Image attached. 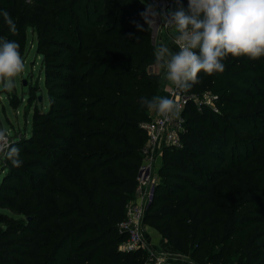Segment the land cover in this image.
<instances>
[{
    "label": "trees",
    "instance_id": "obj_1",
    "mask_svg": "<svg viewBox=\"0 0 264 264\" xmlns=\"http://www.w3.org/2000/svg\"><path fill=\"white\" fill-rule=\"evenodd\" d=\"M0 9L17 25L10 33L0 18V35L18 41L23 60L27 36L35 38L49 101L42 110V89L29 87L30 133L10 136L0 159V210L9 213L0 212V264H140L143 248L118 249L125 239L118 224L138 183L142 125L153 117L140 97L160 95L164 80L151 69L152 29L133 23L143 24L144 5L0 0ZM237 60L223 72L197 73L188 90L227 105L220 112L186 105L180 143L163 146L143 215L196 262L264 264V135L250 136L264 119L227 107L246 98L264 103V56Z\"/></svg>",
    "mask_w": 264,
    "mask_h": 264
},
{
    "label": "clouds",
    "instance_id": "obj_2",
    "mask_svg": "<svg viewBox=\"0 0 264 264\" xmlns=\"http://www.w3.org/2000/svg\"><path fill=\"white\" fill-rule=\"evenodd\" d=\"M140 3L143 24L133 21L135 28L162 27L167 33L155 46L154 59L173 91L188 89L198 72H223V60L229 55L264 56V0H187L186 7L176 0L173 7L161 11L149 0ZM0 18L10 33H16V22L6 9H0ZM24 68L18 41L0 35V89L11 90ZM140 101L166 117L180 110L171 96H141ZM21 162L12 160L17 166Z\"/></svg>",
    "mask_w": 264,
    "mask_h": 264
},
{
    "label": "rangeland",
    "instance_id": "obj_3",
    "mask_svg": "<svg viewBox=\"0 0 264 264\" xmlns=\"http://www.w3.org/2000/svg\"><path fill=\"white\" fill-rule=\"evenodd\" d=\"M160 33L167 35V33L165 32H160ZM160 33L156 34V39L160 36ZM29 36H27V43L25 47L24 70L16 77V83L11 90L0 89V132L1 133L3 132V134L8 135V137L23 131H25L26 134L30 133L31 115L33 110L32 108L26 110L27 93L31 90L29 89V87L33 88L36 86L35 84L38 83L42 90L41 93H37L36 96L38 98L40 95L43 97V100L39 102V106H42V110H46L49 105V101L43 86L41 59L40 57L36 56L35 53L36 41L35 38L31 39ZM153 36L155 37V35ZM155 41L156 40H154V42ZM242 56L243 55H241V57ZM238 57L239 56H231V55L225 57L223 60L225 64V68L227 67L232 68L231 63L237 62ZM151 69L153 70L157 69V71L161 70L157 66H154ZM235 70H237V68H235ZM205 81H207V78H204L202 80V82ZM164 84L165 82L163 80L162 86H165ZM169 87H170L169 85L168 87L165 86V90H167ZM7 93H13L15 95L14 103L16 104L11 105L9 103ZM192 93L197 99L196 103L193 106L195 108H199L200 105H202L200 104V102L204 101L202 94L206 92L193 89ZM253 95L255 94L251 93L252 97H254ZM204 105L211 107L214 110L220 112V108H223L227 104H222L221 106L218 107V105H216L214 101L213 102L207 101L206 104ZM229 106L235 107L231 109V112L233 113L249 112L256 114L257 117L261 119H264V103L258 104L257 101H250L249 98H246L245 100L241 102H237L236 104H228L227 107ZM259 110L260 112H257ZM150 115L154 116L155 112L150 111ZM251 124H253V120L251 121ZM260 128H261L260 130L253 129L250 133V136L258 137L260 140H262V137L264 135L263 123L260 124ZM1 156L2 154L0 153V159ZM141 156H142V162H141L142 165L144 162V155L142 154V152H141ZM160 164H161V159L159 157L152 164L151 174L154 178V182L159 178L157 174V168L159 167ZM3 168L4 167L2 166V160H0V184L2 182L3 176L5 175ZM135 206L145 207V202L141 201L140 196L136 192H134L133 199L129 202L128 207L132 208ZM0 212L4 214H9L6 210H0ZM140 232L142 237V248L145 250V255L140 264H150L149 259L151 255L163 257L166 263H171V264H211L206 261L196 262L192 260L188 255H185L182 252L176 250L174 247L169 246L167 242L161 238L158 231L155 228L148 225L146 222H144L143 219L142 222L140 223Z\"/></svg>",
    "mask_w": 264,
    "mask_h": 264
},
{
    "label": "built area",
    "instance_id": "obj_4",
    "mask_svg": "<svg viewBox=\"0 0 264 264\" xmlns=\"http://www.w3.org/2000/svg\"><path fill=\"white\" fill-rule=\"evenodd\" d=\"M174 0H149L157 11L170 8ZM160 23L157 18V24ZM166 31L162 27L152 29V38L156 40V34ZM155 35V37L153 36ZM166 96H171L176 103L180 105V110L175 116H163L155 113L153 118L144 123L142 128L145 130L147 137L142 154L144 155V162L139 168L137 177L136 193L140 196L141 201L145 202V207L135 206L127 207L126 218L119 222L118 231L125 235V239L120 243V251H134L142 248V237L140 232V223L142 222L146 206L150 202L153 188L154 178L151 174L152 164L156 159L161 157L162 148L164 145L178 146L180 143L179 135L184 131L183 127V111L188 103L195 104L197 99L188 89L180 91H173L169 87L166 91ZM204 105L206 102H213L215 97L210 93H203ZM201 106V105H200ZM9 137L6 134L0 135V153L3 154L8 146ZM150 264H166L163 257L151 255L149 259Z\"/></svg>",
    "mask_w": 264,
    "mask_h": 264
},
{
    "label": "crops",
    "instance_id": "obj_5",
    "mask_svg": "<svg viewBox=\"0 0 264 264\" xmlns=\"http://www.w3.org/2000/svg\"><path fill=\"white\" fill-rule=\"evenodd\" d=\"M167 38V35L166 34H163V33H160V36L156 39V41H155V43H156V45L159 43V42H161V40H164V39H166ZM172 47H175L174 45H172ZM158 67V66H157ZM155 70H157V69H155ZM164 82H165V86L166 87H168V85H169V83L164 79ZM165 86H162V88H161V91H160V95H166V91L167 90H165Z\"/></svg>",
    "mask_w": 264,
    "mask_h": 264
},
{
    "label": "water",
    "instance_id": "obj_6",
    "mask_svg": "<svg viewBox=\"0 0 264 264\" xmlns=\"http://www.w3.org/2000/svg\"><path fill=\"white\" fill-rule=\"evenodd\" d=\"M39 100H41V97L39 96Z\"/></svg>",
    "mask_w": 264,
    "mask_h": 264
}]
</instances>
